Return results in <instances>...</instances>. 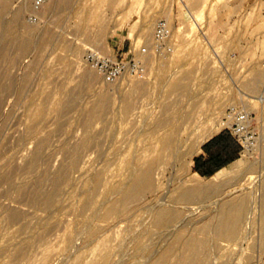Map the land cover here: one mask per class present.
<instances>
[{
  "label": "rangeland",
  "instance_id": "obj_1",
  "mask_svg": "<svg viewBox=\"0 0 264 264\" xmlns=\"http://www.w3.org/2000/svg\"><path fill=\"white\" fill-rule=\"evenodd\" d=\"M22 5L0 0V264H264V0ZM158 19L175 52L147 57L141 78L105 84L84 62L88 49L128 58ZM230 109L247 114L251 145L227 129ZM221 132L239 156L195 174ZM239 202L234 229L218 228Z\"/></svg>",
  "mask_w": 264,
  "mask_h": 264
},
{
  "label": "built area",
  "instance_id": "obj_2",
  "mask_svg": "<svg viewBox=\"0 0 264 264\" xmlns=\"http://www.w3.org/2000/svg\"><path fill=\"white\" fill-rule=\"evenodd\" d=\"M49 0H32L34 12L40 10ZM30 20H35L30 18ZM175 36L171 26L165 19L155 21L151 43L141 45L136 50H129L126 59L107 57L100 52L88 49L84 55V62L90 66L105 84H116L125 76L141 78L145 72V59L149 56L162 58L175 52ZM227 129L246 145H251L253 137L248 133V119L244 112L230 109L226 115Z\"/></svg>",
  "mask_w": 264,
  "mask_h": 264
},
{
  "label": "crops",
  "instance_id": "obj_3",
  "mask_svg": "<svg viewBox=\"0 0 264 264\" xmlns=\"http://www.w3.org/2000/svg\"><path fill=\"white\" fill-rule=\"evenodd\" d=\"M237 141L227 132L217 133L204 141L192 160L193 172L210 177L232 164L239 156Z\"/></svg>",
  "mask_w": 264,
  "mask_h": 264
},
{
  "label": "bare ground",
  "instance_id": "obj_4",
  "mask_svg": "<svg viewBox=\"0 0 264 264\" xmlns=\"http://www.w3.org/2000/svg\"><path fill=\"white\" fill-rule=\"evenodd\" d=\"M24 10H25V0H23V5L21 6V11H24ZM36 156H37V154L34 157H32V159H35ZM62 175H63V173L60 174V176H62ZM221 180H223V177L222 176H219L214 181L220 183L219 181H221ZM142 183H143V181L141 179L138 180V181H136V182H134L129 187V189L127 190V192L125 193L124 196H133L134 194H136L137 190L139 189V185H142ZM218 183H216L214 185L213 184L212 185L210 184V185H205V186H197V187L193 188L192 190H190L188 192H184L183 195H182V198L186 200V199H188V198H190L192 196L205 195L206 193H208L210 191V189H212L215 186H217ZM147 186L148 185H145V187H147ZM25 191L26 190H24L22 188V189H20L19 192L20 193H23ZM56 191H57V186L54 187V190H53L51 196L48 197L47 200L45 201V203H44L45 206H48L50 204V202L53 200L54 196L56 195L55 194ZM41 197H42L41 191L38 188H36V190L35 189L32 190V194H31V196L29 198H30V201L31 202H37L38 200L41 199ZM233 207L237 209V210H234V212H232L233 211ZM233 207H231V208L230 207L229 208H225L221 212V215L218 218V228H222L223 230H228V231L229 230L232 231L234 229L235 225L237 224V222L240 219V216H241V213L243 211V207L244 206H243V203L242 202L241 203L239 202V204H237L236 206H233ZM231 209H232V211H231ZM226 211H228L227 214H225ZM168 215H169V213H167V212L159 213L157 215L158 222L163 223L165 220H167ZM17 217H19V214L17 212H15V211H11L7 215V219L10 220V221L16 220ZM40 239L41 238H39V241H42ZM38 244H39V242H38Z\"/></svg>",
  "mask_w": 264,
  "mask_h": 264
}]
</instances>
